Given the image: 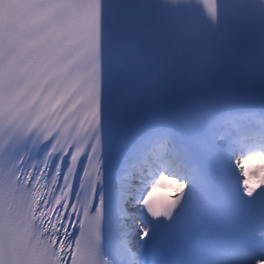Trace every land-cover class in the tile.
Listing matches in <instances>:
<instances>
[{
  "label": "snow or ice",
  "instance_id": "1",
  "mask_svg": "<svg viewBox=\"0 0 264 264\" xmlns=\"http://www.w3.org/2000/svg\"><path fill=\"white\" fill-rule=\"evenodd\" d=\"M257 159L264 0H0V264H264Z\"/></svg>",
  "mask_w": 264,
  "mask_h": 264
},
{
  "label": "bare ground",
  "instance_id": "2",
  "mask_svg": "<svg viewBox=\"0 0 264 264\" xmlns=\"http://www.w3.org/2000/svg\"><path fill=\"white\" fill-rule=\"evenodd\" d=\"M259 160V159H258Z\"/></svg>",
  "mask_w": 264,
  "mask_h": 264
}]
</instances>
